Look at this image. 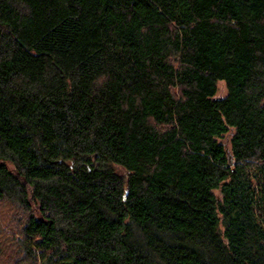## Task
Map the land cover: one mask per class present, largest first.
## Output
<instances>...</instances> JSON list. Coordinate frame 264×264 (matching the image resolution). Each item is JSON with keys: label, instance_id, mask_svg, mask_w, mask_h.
Here are the masks:
<instances>
[{"label": "trees", "instance_id": "obj_1", "mask_svg": "<svg viewBox=\"0 0 264 264\" xmlns=\"http://www.w3.org/2000/svg\"><path fill=\"white\" fill-rule=\"evenodd\" d=\"M0 264H264V0H0Z\"/></svg>", "mask_w": 264, "mask_h": 264}, {"label": "rangeland", "instance_id": "obj_2", "mask_svg": "<svg viewBox=\"0 0 264 264\" xmlns=\"http://www.w3.org/2000/svg\"><path fill=\"white\" fill-rule=\"evenodd\" d=\"M217 88H218L217 93L213 98L215 99L224 98L227 95L225 84L222 81H219ZM231 134H232V131H230L228 135L224 136L222 139L219 140V142L224 146L228 154H230L229 143H230Z\"/></svg>", "mask_w": 264, "mask_h": 264}]
</instances>
